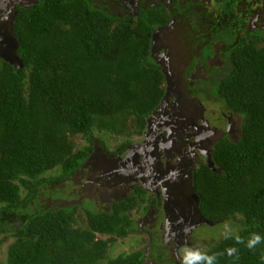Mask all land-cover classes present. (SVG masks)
<instances>
[{"label": "trees", "instance_id": "obj_1", "mask_svg": "<svg viewBox=\"0 0 264 264\" xmlns=\"http://www.w3.org/2000/svg\"><path fill=\"white\" fill-rule=\"evenodd\" d=\"M151 11L143 7L134 19L91 0L18 9L12 33L22 66L0 58V234L14 236L3 264H144L140 249L109 255L116 238L132 234L137 196L107 211L75 186L96 146L110 155L122 150L164 94L163 73L149 55L159 20ZM230 13L211 22L208 42L225 44L224 71L212 67L198 81L187 71L183 80L236 120V135L224 133L209 148L217 170L204 162L193 172L201 214L233 229L205 243L194 236L193 249L215 254L216 264H264V240L247 247L254 233L264 237V15L249 35H237ZM212 54L203 48L204 58ZM107 134L118 142L110 146ZM231 247L238 251L230 256ZM162 251L151 245L150 264L182 263Z\"/></svg>", "mask_w": 264, "mask_h": 264}, {"label": "flooded vegetation", "instance_id": "obj_2", "mask_svg": "<svg viewBox=\"0 0 264 264\" xmlns=\"http://www.w3.org/2000/svg\"><path fill=\"white\" fill-rule=\"evenodd\" d=\"M38 1L0 0V39L4 30H12L18 9L31 7ZM91 2L106 12L124 13L134 19L143 7L153 9L154 18L159 20L153 27L149 55L163 73L164 94L146 117L138 136L140 139L132 140L114 155L105 154L100 146H96L94 155L88 156L82 165L84 169L79 174L83 178L78 177L76 183L80 185L82 196L91 199L95 207L107 211L113 201L137 196L140 205L131 211L135 226L132 234H147L144 264L148 260L147 264H150L152 260L148 258L152 244L167 250L169 258L182 260L176 255L177 248L193 249L195 226L210 225L197 216L199 200L194 197L193 172L200 163H206V154L215 138L227 132L235 136L237 132L235 118L218 103L217 108L211 109L210 101H203L189 91L183 80L184 73L189 71L187 78L198 81L208 78L212 67L219 68L220 73L224 71L225 44L219 40L211 45L208 43L211 22L232 12L230 14L236 15L234 20L237 19L235 33L249 35L259 16L264 15V0ZM261 27L264 28V24ZM220 29L229 30L228 27ZM207 46L213 54L204 58L203 48ZM196 88L200 89V86ZM134 212H138L137 218L133 216Z\"/></svg>", "mask_w": 264, "mask_h": 264}, {"label": "rangeland", "instance_id": "obj_3", "mask_svg": "<svg viewBox=\"0 0 264 264\" xmlns=\"http://www.w3.org/2000/svg\"><path fill=\"white\" fill-rule=\"evenodd\" d=\"M211 104H212L211 109L217 108V106H218L217 103H215V104L211 103ZM226 126H227V124H226ZM229 127L230 126L228 125L227 128H229ZM122 136L119 137V140L122 139ZM138 136L139 135H135V136L133 135L132 136L133 137L132 138L133 142L138 140V139H140V137H138ZM106 138H108L107 141H108L110 146L112 145L111 141L114 142L113 144L118 142L117 139L116 140L113 139L112 136L109 135V134L106 135ZM125 138H129V137L125 136ZM82 145H87V142H85L83 140L81 142V146ZM82 175H85V173L83 172ZM77 177H80V174H78ZM81 178H83V177L81 176L80 179ZM76 185H77V187L75 186L76 192H78L79 190H81V188H80V185L78 183ZM73 191L75 192V190H73ZM78 194L79 193H77V195ZM79 196H81V192H80ZM137 213L138 212L132 213L135 218H137ZM81 218H82V212L79 211L76 214V219L78 220V219H81ZM214 224L211 223V225H209V226L206 225L205 223H202L200 225H196L195 228L192 231V237L195 236L198 241H200V242L203 241L205 243V241L213 240L215 237H218V236L222 235L225 232H230L233 229V227H232V225H231V223L229 221H226V222L224 221V222L218 223L216 226H213ZM6 225L10 226V225H12V223L8 222V223H6ZM13 239H14V236L12 234V231H8V232L6 231V232H3V233L0 234V264L4 263L6 248H7L8 244H9V242H11ZM148 240L149 239H148L146 233L142 234V233H137V232H136V235L131 234V235L126 236L124 239L116 238L113 246L109 250V255L110 256H116L117 254H119L121 252H129V251L134 250V249H140V250H142L144 252L146 250V246L148 244ZM201 246H202V243H201ZM187 250H189L188 247L179 246L177 248L176 255H178V258L182 259L184 253ZM162 253L164 255V259H166L169 256L166 253L165 249L162 251ZM165 255H167V256H165ZM179 261H182V260H179ZM148 262H149V260L147 261V263ZM170 264H173V263H170ZM174 264H177V262L174 263ZM179 264H182V263H179Z\"/></svg>", "mask_w": 264, "mask_h": 264}, {"label": "water", "instance_id": "obj_4", "mask_svg": "<svg viewBox=\"0 0 264 264\" xmlns=\"http://www.w3.org/2000/svg\"><path fill=\"white\" fill-rule=\"evenodd\" d=\"M1 37L2 38L0 39V58L11 63L14 67L22 66L21 60L19 59L16 53L18 44L16 38L12 33V30H4L3 33H1ZM206 163L212 170H217L211 159L209 151L206 154ZM194 197H196V200H198V196L195 193ZM197 213V216L202 219V222H208V224L211 223L210 221L202 217L199 210L197 211Z\"/></svg>", "mask_w": 264, "mask_h": 264}, {"label": "clouds", "instance_id": "obj_5", "mask_svg": "<svg viewBox=\"0 0 264 264\" xmlns=\"http://www.w3.org/2000/svg\"><path fill=\"white\" fill-rule=\"evenodd\" d=\"M236 240L238 243H243L242 239L237 236ZM264 237L259 234L254 233L250 239L248 240L247 247L254 248L257 244H259ZM238 250L234 247H231L227 250L228 255H233ZM217 256L215 254L208 255L200 251L199 249H189L187 250L182 257V264H216Z\"/></svg>", "mask_w": 264, "mask_h": 264}]
</instances>
